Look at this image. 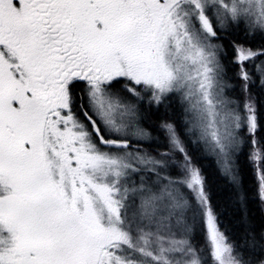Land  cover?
I'll return each mask as SVG.
<instances>
[{"label":"snow or ice","instance_id":"snow-or-ice-1","mask_svg":"<svg viewBox=\"0 0 264 264\" xmlns=\"http://www.w3.org/2000/svg\"><path fill=\"white\" fill-rule=\"evenodd\" d=\"M232 30L264 39V0H0V264H264V47Z\"/></svg>","mask_w":264,"mask_h":264},{"label":"trees","instance_id":"trees-1","mask_svg":"<svg viewBox=\"0 0 264 264\" xmlns=\"http://www.w3.org/2000/svg\"><path fill=\"white\" fill-rule=\"evenodd\" d=\"M227 35L229 40H235L237 43H245V46L252 47L253 49L264 47V39H262L259 35L245 36L242 30H232ZM228 51L229 53H231L230 47ZM258 61L259 63H261V61H264V57H260ZM254 65L255 63L253 62L250 66L247 67L250 73L256 72ZM235 71H238V69L232 68V70L228 74L229 77H233ZM230 82L236 84V93L234 92V95L237 97L240 96L241 95L239 91L240 82L236 83L235 79H232ZM255 91L256 90L253 89V92ZM177 115L178 114L175 113L171 108L165 109L164 107H161L159 111H156L155 109L145 110L144 111L145 119L143 121V126H145L144 128H147L149 132H151V136L153 137V142L150 145L146 143L142 146L148 148L149 150L158 149L159 151H166L167 148L158 146L160 143L162 142L164 143L166 139L165 134L160 129V125L164 121L176 122ZM152 144H157L156 145L157 147L152 148L153 146ZM188 147H189V154L193 156L194 162L203 167L205 175L208 177L210 191L212 192L213 195V202L218 204L217 211L220 213L221 230L226 233V235L229 238V242L238 243L242 245L244 243L243 237L245 235V227L240 223L234 208L227 206V196H228L227 191L221 190L220 187L218 186V178L216 175L217 165L215 163L216 158L210 152H204V153L193 152L191 146ZM242 150L244 152H248L251 150V146L242 145ZM176 156H179V154H176ZM180 159L181 157L179 156L178 160ZM240 159L241 162H243L244 156L242 155ZM244 173H245V183L246 185H250L252 182V177L249 172V169L246 166L244 167ZM251 209H252V214L255 217L253 223L259 226L261 220H260V213L257 211V206L253 204L251 206ZM193 243L198 248H204V254H207L208 249L204 247L205 245L204 236L200 234V232L195 235V238L193 239Z\"/></svg>","mask_w":264,"mask_h":264},{"label":"rangeland","instance_id":"rangeland-1","mask_svg":"<svg viewBox=\"0 0 264 264\" xmlns=\"http://www.w3.org/2000/svg\"><path fill=\"white\" fill-rule=\"evenodd\" d=\"M256 65H259V62H258V64H256ZM237 82H239V81L236 80V83H237ZM235 93H236V91H235ZM231 94H232L233 96H235V95H234V92L231 93ZM143 127H145V126H143ZM146 129H147V128H146ZM150 133H151V132H150ZM152 145H153L152 148L157 147V146H156L157 144H152ZM166 145H167V140L165 139L164 143L162 142V143H160L158 146H161V147L166 148V147H165ZM176 159H179V156H176ZM198 230H199L200 234L203 235V233L200 231L199 228H197V231H196L195 235H196L197 233H199ZM194 238H195V236H194ZM194 238H193V239H194Z\"/></svg>","mask_w":264,"mask_h":264},{"label":"flooded vegetation","instance_id":"flooded-vegetation-1","mask_svg":"<svg viewBox=\"0 0 264 264\" xmlns=\"http://www.w3.org/2000/svg\"><path fill=\"white\" fill-rule=\"evenodd\" d=\"M258 59H259V58H258ZM258 59L255 60V61H253V62L255 63V65L258 64V62H259ZM253 62H249L248 65H247V67L250 66ZM259 64H260V63H259Z\"/></svg>","mask_w":264,"mask_h":264}]
</instances>
